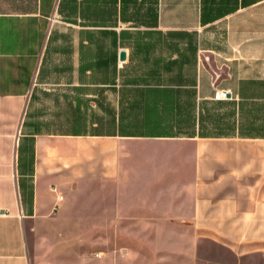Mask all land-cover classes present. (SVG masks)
I'll return each instance as SVG.
<instances>
[{"label": "crops", "instance_id": "0c3cea01", "mask_svg": "<svg viewBox=\"0 0 264 264\" xmlns=\"http://www.w3.org/2000/svg\"><path fill=\"white\" fill-rule=\"evenodd\" d=\"M216 222L264 238V0H0V264Z\"/></svg>", "mask_w": 264, "mask_h": 264}, {"label": "rangeland", "instance_id": "374dc122", "mask_svg": "<svg viewBox=\"0 0 264 264\" xmlns=\"http://www.w3.org/2000/svg\"><path fill=\"white\" fill-rule=\"evenodd\" d=\"M83 228L84 249L95 245L106 249L108 240L93 241L91 223H63V231L75 237L77 226ZM102 226V224H100ZM105 225V224H104ZM159 233L153 234L154 224H148L149 250L141 255L140 240L125 237L121 231L127 226L138 231L135 224H115L116 239L113 254H86L83 264H264V238H220L221 223L157 224ZM137 227V228H136ZM172 232V233H171ZM173 234V235H172ZM111 242V240H110ZM133 250H124L125 246Z\"/></svg>", "mask_w": 264, "mask_h": 264}, {"label": "built area", "instance_id": "2783aa9c", "mask_svg": "<svg viewBox=\"0 0 264 264\" xmlns=\"http://www.w3.org/2000/svg\"><path fill=\"white\" fill-rule=\"evenodd\" d=\"M228 91L226 90H217L215 94V98H224L227 97Z\"/></svg>", "mask_w": 264, "mask_h": 264}, {"label": "water", "instance_id": "95a60500", "mask_svg": "<svg viewBox=\"0 0 264 264\" xmlns=\"http://www.w3.org/2000/svg\"><path fill=\"white\" fill-rule=\"evenodd\" d=\"M124 55H125V54H124V53H122V56H123V57H124Z\"/></svg>", "mask_w": 264, "mask_h": 264}]
</instances>
